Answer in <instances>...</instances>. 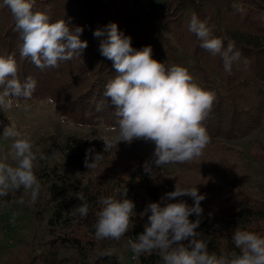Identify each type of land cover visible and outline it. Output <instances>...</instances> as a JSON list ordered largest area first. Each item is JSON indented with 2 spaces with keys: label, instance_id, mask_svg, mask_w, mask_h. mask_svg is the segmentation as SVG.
<instances>
[{
  "label": "trees",
  "instance_id": "obj_1",
  "mask_svg": "<svg viewBox=\"0 0 264 264\" xmlns=\"http://www.w3.org/2000/svg\"><path fill=\"white\" fill-rule=\"evenodd\" d=\"M152 4L153 0H35L33 11L47 13L50 22L64 19L70 27L83 28L80 38L88 43L82 55L60 62L58 67L42 70L31 58H21L22 40L15 18L0 0V55L14 56L21 82L28 76L37 81L31 99L13 96L14 100L27 103L49 99L60 116L74 124L117 127L115 108L103 93L106 84L118 73L114 62L99 50L101 41L108 38V26L116 24L120 33L132 38L134 49L150 46L153 59L168 68L173 65L186 68L194 83L215 93L212 109L203 121L209 140L235 139L258 128L264 118V0H169L164 12L156 10L151 15L146 6ZM241 7L244 11H237ZM193 14L200 21L207 20L213 36L224 38L225 48L231 42L241 53V62L233 64L230 74L224 70L222 58L201 48V41L189 30ZM152 16L159 21H152ZM96 30H102L104 35L95 37ZM245 59L247 65L243 62ZM263 139L264 131L250 151L254 159L261 161H264ZM105 147L104 141L96 138L83 143L69 138L61 146L62 153L87 174L88 179L71 180L58 174L60 183L48 186L50 198L56 202L49 222L60 224L61 228L48 232L52 237L41 242L40 263L120 264L114 248L121 238L131 235L136 240L144 233L145 226H150L151 213L145 214L150 203H160L163 207L184 201L189 206L194 205L190 196L175 200L165 198L167 193L175 191L177 183L181 187L196 186L198 193L205 197L196 232L200 234L197 238L208 244L210 252L218 255L239 252L232 240L237 228L264 237V196L248 192L238 182L242 170L237 162L242 156L239 149L217 145L216 149L228 151L231 157L223 153L212 155L221 158L206 157L204 151L198 159L176 163L182 172L165 173L155 165L153 154L123 152L119 144L107 150ZM90 148L94 152L89 163L95 162V154L103 155L93 169L85 167L84 163ZM146 164L150 171L145 170ZM209 176H213V180H209ZM125 190L126 196L123 195ZM80 192L91 204L89 214L83 218L70 215L81 203L77 199ZM102 196L127 198L135 204L133 222L119 240L95 236L98 201ZM189 219L195 222L197 217L193 214ZM190 240L182 243L187 246ZM64 252L70 254L65 256ZM138 259L141 264H162L159 253L154 251L141 253Z\"/></svg>",
  "mask_w": 264,
  "mask_h": 264
},
{
  "label": "clouds",
  "instance_id": "obj_2",
  "mask_svg": "<svg viewBox=\"0 0 264 264\" xmlns=\"http://www.w3.org/2000/svg\"><path fill=\"white\" fill-rule=\"evenodd\" d=\"M35 0H2L16 21V30L20 33L22 45L21 58H31V62L40 69L55 68L62 61L71 60L83 54L88 47L87 41L81 40L83 28L70 27L60 19L50 22L47 13L33 11ZM237 11L243 12V8ZM107 39L101 41V55L114 62L118 75L105 86L103 95L110 99L115 108L117 134L106 138L105 150L117 146L120 142L131 143L133 140H145L155 144L156 166H168L173 163H185L200 158L209 143L207 129L203 121L212 109L215 93L207 91L193 82L188 70L173 65L170 68L152 58L153 49L146 46L136 50L132 38L119 32L116 24L108 26ZM189 30L201 41L200 47L211 55H219L223 67L231 73L234 63L241 62V53L233 43L224 47V38L212 35V28L207 20L200 21L195 14L189 22ZM104 35L96 30L94 36ZM244 64L247 65L245 59ZM17 62L13 55H0V108L11 103L9 98L31 99L37 87V81L28 76L21 82L17 75ZM98 110L100 106L98 105ZM5 139L13 143L7 153L0 155V197L14 194L21 188L25 195H30L34 203L41 192V183L34 173L35 162L47 159L39 149L33 151L34 143L13 126L5 127ZM88 149L85 167L96 168L103 159L102 154H95ZM11 160L13 163H9ZM145 170L150 171L146 164ZM126 196V190L123 192ZM190 196L194 205L186 202L150 203L145 214L150 226H145L144 233L133 241L129 240L131 250L140 255L157 251L162 264H264V237L257 233L237 228L232 236L235 248L230 254L210 252L208 244L196 232L203 213L201 202L204 196L198 193L196 186L181 187L178 183L175 191L166 194V199ZM79 205L70 211V215L83 218L89 214L91 204L82 192L77 193ZM164 199V198H162ZM24 203L23 198L17 201ZM100 210L96 213L94 225L97 239L111 238L119 240L128 231L132 222L135 204L132 200L115 199L112 196L100 197ZM8 206L0 200V207ZM193 214L195 222L189 219ZM75 222V221H74ZM190 240L185 246L183 241Z\"/></svg>",
  "mask_w": 264,
  "mask_h": 264
},
{
  "label": "rangeland",
  "instance_id": "obj_3",
  "mask_svg": "<svg viewBox=\"0 0 264 264\" xmlns=\"http://www.w3.org/2000/svg\"><path fill=\"white\" fill-rule=\"evenodd\" d=\"M168 2L169 0H153V4L146 6V9L151 15L156 10L164 12ZM151 19L154 22L159 21L156 16H152ZM9 99L11 103H6L3 108H0V155L7 153L13 143L12 139L3 137L4 128L13 126L33 141L34 152L39 149L47 159L39 160L38 158L35 162L34 173L42 187L34 203L30 195L24 194L22 188L14 194L9 193L5 197H0V200L8 202V206L0 207V264H42L39 259L43 251L41 242L52 237L47 234L48 232L52 233L61 228L60 224L52 225L49 222L56 209V202L50 198L48 186L51 183H60L58 174L69 177L71 180L86 181L88 179V175L81 172L62 153L61 146L69 138L78 143L95 138L111 139L117 134L113 131L116 127L103 124L96 126L74 124L60 116L55 104L49 99L27 103H18L13 97ZM262 131H264V118L258 128L243 137L229 140L216 137L209 140L207 145L211 147L204 151H206V157L221 158L212 155L221 153L230 157L231 155L228 151L216 149L215 146L224 144L239 149L242 156L237 162L242 170L238 174L240 180L238 182L243 184L248 192L261 193L264 196V161L254 159L250 154L251 149L258 144ZM119 150L123 152L132 150L154 155L155 144L142 139L133 140L131 143L120 142ZM8 162L13 163L11 160ZM160 168L165 173L183 171L176 163L160 166ZM208 179L213 180V176H209ZM21 198L24 200L23 204L17 202ZM130 239L135 241L131 235H127L121 238L114 248L119 254L120 264H141L139 259L131 258L133 251L129 244ZM63 254L66 256L70 252Z\"/></svg>",
  "mask_w": 264,
  "mask_h": 264
},
{
  "label": "built area",
  "instance_id": "obj_4",
  "mask_svg": "<svg viewBox=\"0 0 264 264\" xmlns=\"http://www.w3.org/2000/svg\"><path fill=\"white\" fill-rule=\"evenodd\" d=\"M131 258L134 259V260H135V259H138V255H136V254L133 252L132 255H131Z\"/></svg>",
  "mask_w": 264,
  "mask_h": 264
}]
</instances>
